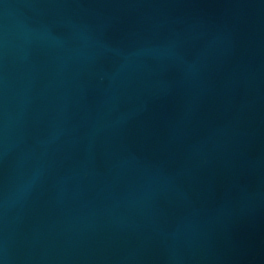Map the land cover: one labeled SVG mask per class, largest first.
Wrapping results in <instances>:
<instances>
[{
  "label": "water",
  "instance_id": "1",
  "mask_svg": "<svg viewBox=\"0 0 264 264\" xmlns=\"http://www.w3.org/2000/svg\"><path fill=\"white\" fill-rule=\"evenodd\" d=\"M0 264H264V0H0Z\"/></svg>",
  "mask_w": 264,
  "mask_h": 264
}]
</instances>
